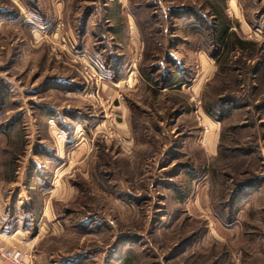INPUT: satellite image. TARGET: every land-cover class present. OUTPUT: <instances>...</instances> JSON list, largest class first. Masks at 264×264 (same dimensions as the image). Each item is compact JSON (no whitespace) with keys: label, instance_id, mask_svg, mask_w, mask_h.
Listing matches in <instances>:
<instances>
[{"label":"rangeland","instance_id":"374dc122","mask_svg":"<svg viewBox=\"0 0 264 264\" xmlns=\"http://www.w3.org/2000/svg\"><path fill=\"white\" fill-rule=\"evenodd\" d=\"M73 49L102 65L99 98ZM0 248L264 264V0H0Z\"/></svg>","mask_w":264,"mask_h":264},{"label":"built area","instance_id":"2783aa9c","mask_svg":"<svg viewBox=\"0 0 264 264\" xmlns=\"http://www.w3.org/2000/svg\"><path fill=\"white\" fill-rule=\"evenodd\" d=\"M57 29V31H61L58 32L59 35L56 40L58 43L57 46L54 47V50L60 52L64 50L69 52L68 47H73V45L71 44L69 38L63 33V24H58ZM73 50L74 51L69 54H71L70 56L72 58V62L81 66L83 79L86 84H89L90 86L89 96L95 99L99 98L100 87L105 81V75L102 72V65L86 55L85 51H78L76 49ZM108 130L110 133L112 132L110 128ZM0 257L7 264H33L32 256L19 248H0Z\"/></svg>","mask_w":264,"mask_h":264},{"label":"trees","instance_id":"16d2710c","mask_svg":"<svg viewBox=\"0 0 264 264\" xmlns=\"http://www.w3.org/2000/svg\"><path fill=\"white\" fill-rule=\"evenodd\" d=\"M221 20H220V28H219V30H218V33L216 34L217 35V37H218V40H219V43L221 44L222 43V48H223V50L225 49L226 50V54H227V52L228 51H230L232 48H234V47H236L237 45L239 46V45H241V44H243V42H242V40H240L239 38H238V36L236 35V33L234 32V31H229V23L227 22V20L224 18V17H222V18H220ZM226 54H224V55H226ZM224 55L222 54L221 55V52L217 55V57L218 58H221V57H223V60L225 61L226 60V57H224ZM148 76H146V78H147ZM147 79H149V78H147ZM178 77L174 74L172 77H171V79L169 80V81H167L166 83L168 84V85H172L173 83H176V81H178ZM180 81V80H179ZM174 85V84H173ZM212 105H210L209 107H205V112L210 116V117H213V118H215V119H217V120H222L223 119V117L222 116H219L218 115V112H217V114H215V112L214 111H212L213 109H212ZM221 112V111H220ZM239 192H243V190L242 189H240L239 191H238V193Z\"/></svg>","mask_w":264,"mask_h":264},{"label":"crops","instance_id":"0c3cea01","mask_svg":"<svg viewBox=\"0 0 264 264\" xmlns=\"http://www.w3.org/2000/svg\"><path fill=\"white\" fill-rule=\"evenodd\" d=\"M120 117V120L118 121V122H127L125 119L126 118H124V112L121 114V116H119Z\"/></svg>","mask_w":264,"mask_h":264}]
</instances>
